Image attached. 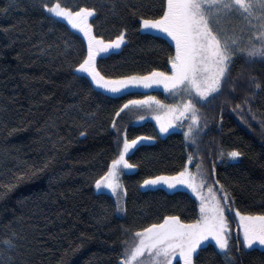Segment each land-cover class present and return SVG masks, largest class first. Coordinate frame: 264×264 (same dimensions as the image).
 <instances>
[{
    "label": "trees",
    "instance_id": "obj_1",
    "mask_svg": "<svg viewBox=\"0 0 264 264\" xmlns=\"http://www.w3.org/2000/svg\"><path fill=\"white\" fill-rule=\"evenodd\" d=\"M62 2L94 7L96 18L89 22L105 41L126 29L120 48L97 58L110 76L167 70L174 46L137 23L138 15L154 12L160 0ZM0 9H6L0 12V261L9 264L11 256V264H120L123 228L138 230L165 215H179L186 223L196 219L199 203L185 188L142 187L144 179L174 174L194 151L181 129L162 135L152 119L133 122L132 113H127L130 120L124 121V112L115 117L127 138L153 137L126 154L136 165L122 174L126 211L116 213L115 198L94 186V178L116 149L111 126L115 110L144 95L167 101L163 86L133 88L130 95L90 86L89 79L82 78L85 74H72L87 52L82 33L66 21L50 18L41 0H0ZM231 76L235 92L229 95L225 90L202 107L197 105L207 120L197 144L198 159L206 174L215 165L209 177L224 185L236 210L264 214V91L251 98V113L245 115L246 108L234 111L248 94L249 76L264 80V63L237 60ZM203 123L204 119L201 127ZM220 148H236L243 156L238 161L218 157ZM233 227L236 234L230 245L241 248L238 264H264V246L244 248L238 226ZM10 239L15 248L8 252L3 242ZM217 251L214 241H206L199 264H227L214 254Z\"/></svg>",
    "mask_w": 264,
    "mask_h": 264
},
{
    "label": "snow or ice",
    "instance_id": "obj_2",
    "mask_svg": "<svg viewBox=\"0 0 264 264\" xmlns=\"http://www.w3.org/2000/svg\"><path fill=\"white\" fill-rule=\"evenodd\" d=\"M41 7L50 14V18L66 21L71 29L78 30L87 41V52L75 65L73 75L85 74L90 86L112 94L130 95L133 88H150L162 85L164 92L175 99L173 104H164L155 96L144 95L142 99H128L115 110L112 128L116 130V149L102 174L94 178L95 189L103 194L107 190L115 198L113 208L116 213L125 212L127 189L121 181L124 170L134 169L136 165L126 159L138 141L151 140L153 137L129 139L123 135L115 117L125 110L133 108L157 111L166 109L170 119L161 123V117L155 116L161 132H167L172 121H190L184 132L185 141L190 142L194 151L187 154V162L182 163L172 175H157L144 179L143 185L165 184L170 189L178 186L191 191L199 202V215L191 222H184L179 215H165L158 222L150 223L138 230L122 229L120 241V264H199L200 251L206 241L215 242L218 249L215 255L223 256L227 264H238L240 246L230 245L226 212L233 211L229 205L230 193L219 180L208 183L209 175L214 176L215 165L211 173L206 174L203 162L198 159L197 139L207 128V120L202 117L200 108L210 100L216 99L225 90L231 95L236 90V80L231 76L232 66L237 60L245 63H264V0H160L159 7L150 14L137 13L133 5L132 14L138 15L137 23L141 30L161 34L165 43L174 46V52L167 57V70L153 69L146 74L110 76L98 65V56L108 53L109 49H119L125 40L126 29H122L115 39L105 41L94 34V7L70 6L62 0H41ZM6 9H0V12ZM248 94L234 111L244 114L252 112L251 98L264 91V80L249 76ZM139 119H144L139 116ZM255 118V117H253ZM204 119L203 126L200 121ZM264 126V120L261 121ZM182 127L183 125L180 124ZM84 135L83 132L80 133ZM218 157H227L238 161L243 153L236 148L217 150ZM195 164V172L189 165ZM219 185V188L214 187ZM219 193V195H218ZM238 227L243 233V247L252 248L255 243L264 246V214L252 215L235 211ZM8 252L15 248L12 240L3 242ZM199 250V251H198ZM11 256H8L11 264ZM3 264V261H0Z\"/></svg>",
    "mask_w": 264,
    "mask_h": 264
},
{
    "label": "rangeland",
    "instance_id": "obj_3",
    "mask_svg": "<svg viewBox=\"0 0 264 264\" xmlns=\"http://www.w3.org/2000/svg\"><path fill=\"white\" fill-rule=\"evenodd\" d=\"M126 41V37H125V40H124V42ZM123 42V43H124ZM114 50V49H113ZM102 90V89H101ZM104 91V90H103ZM112 94V93H111ZM167 95L169 96V99L167 100V101H162V100H160L162 103H164V104H173V103H175L176 101H175V99L174 98H172L168 93H167ZM166 109H160V110H157V111H148V110H146V109H140V108H133L132 110H125V115H124V118H123V120L124 121H129L130 120V115H128V120H127V113L128 114H130V113H132V115H133V117H132V121L133 122H143V121H145V120H147V119H152V120H154L155 122H157V120L155 119V116L156 115H159L160 117H161V123H165V122H167L169 119H170V117H168V116H166L165 115V113H166ZM139 116H143L144 117V119H139L138 117ZM116 120H117V117H116ZM189 123H190V121L188 120V118H187V116L183 119V121H180V122H178V121H175V120H173L172 121V126L171 127H169V129H181V131L183 132V134H184V132L185 131H187L188 130V125H189ZM180 124H182L183 126L181 127L180 126ZM168 129V130H169ZM160 133L162 134V135H164L166 132H161L160 131ZM140 137H149V136H146V135H143V136H140ZM199 138H200V136L198 137V139H197V144H198V141H199ZM135 139V138H134ZM153 139H151V140H142V141H138L137 142V144H139V143H141V142H150V141H152ZM190 143V142H189ZM191 145V144H190ZM197 147H198V145H197ZM189 168H190V171H192V172H195V169H194V167H192V164H190L189 165ZM150 179V178H149ZM121 181H122V176H121ZM213 182V180L210 178V177H208V183H212ZM122 184H123V182H122ZM161 184H163V183H161ZM161 184H158V185H161ZM124 185V184H123ZM158 185H143L142 184V187H144V188H147V187H155V186H158ZM178 187H181V188H185V187H182V186H178ZM214 187H216V188H219V185H214ZM186 190H188V191H190L189 189H187V188H185ZM105 191H107V190H105ZM108 192V191H107ZM191 192V191H190ZM218 195H219V193H218ZM229 201L231 202L232 200H231V198L229 197ZM199 203V202H198ZM227 206H230V207H232L233 208V211H231V212H226V217H227V220H228V225H229V228H228V232H229V234H230V239H231V237L233 236V234L235 233V229H234V227H233V224L234 225H236V227L239 225V221H238V219L235 217V211H237L236 209H235V207L233 206V204L232 203H230L229 205H226V207ZM119 214H123V212H121V213H119ZM230 214H231V216L232 217H230ZM236 221V222H234V221ZM238 229H239V234L243 237V233H242V231L240 230V228L238 227ZM236 234V233H235ZM178 259V257H176V258H174L173 259V262L175 261V260H177Z\"/></svg>",
    "mask_w": 264,
    "mask_h": 264
}]
</instances>
